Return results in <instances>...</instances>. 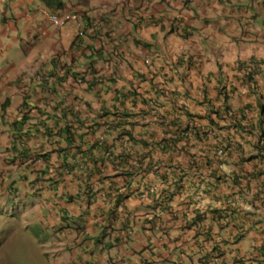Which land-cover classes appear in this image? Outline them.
I'll list each match as a JSON object with an SVG mask.
<instances>
[{
  "label": "crops",
  "instance_id": "obj_1",
  "mask_svg": "<svg viewBox=\"0 0 264 264\" xmlns=\"http://www.w3.org/2000/svg\"><path fill=\"white\" fill-rule=\"evenodd\" d=\"M62 1L0 0V264L263 261L264 0Z\"/></svg>",
  "mask_w": 264,
  "mask_h": 264
},
{
  "label": "clouds",
  "instance_id": "obj_2",
  "mask_svg": "<svg viewBox=\"0 0 264 264\" xmlns=\"http://www.w3.org/2000/svg\"><path fill=\"white\" fill-rule=\"evenodd\" d=\"M42 4L43 2L39 0ZM61 7H52V6H46L44 5V8L41 10L43 15L45 16V19L47 20L49 26L53 27L54 29H63L71 24H74L76 26H79L86 17V12L80 9H76L73 7H66L64 6V3L62 0H59ZM138 10L142 11L143 9H148L153 5V0H139L138 2ZM56 20V23L54 22ZM78 32V31H77ZM82 33H78V36H81ZM145 63H148L146 60ZM80 80V79H79ZM263 107H261V110ZM220 111H224L225 113L228 112L227 106H223L220 110H210L209 113H213L218 118V113ZM189 117L200 120L202 117L199 115H190ZM213 122H210L211 125ZM118 127H124L120 123L117 124ZM216 128H218L216 126ZM248 133V132H247ZM123 135H126V133H122ZM224 147L220 148L219 154H223ZM28 255V254H26Z\"/></svg>",
  "mask_w": 264,
  "mask_h": 264
},
{
  "label": "trees",
  "instance_id": "obj_3",
  "mask_svg": "<svg viewBox=\"0 0 264 264\" xmlns=\"http://www.w3.org/2000/svg\"><path fill=\"white\" fill-rule=\"evenodd\" d=\"M44 5L46 6H52V7H61L60 1L59 0H41ZM234 244V242L232 243ZM212 254L216 253V246L213 247L210 251ZM222 255L220 252L217 253V256ZM208 257V256H206ZM258 264H264V260L261 262H258Z\"/></svg>",
  "mask_w": 264,
  "mask_h": 264
},
{
  "label": "built area",
  "instance_id": "obj_4",
  "mask_svg": "<svg viewBox=\"0 0 264 264\" xmlns=\"http://www.w3.org/2000/svg\"><path fill=\"white\" fill-rule=\"evenodd\" d=\"M54 22L56 23V20H54Z\"/></svg>",
  "mask_w": 264,
  "mask_h": 264
},
{
  "label": "rangeland",
  "instance_id": "obj_5",
  "mask_svg": "<svg viewBox=\"0 0 264 264\" xmlns=\"http://www.w3.org/2000/svg\"><path fill=\"white\" fill-rule=\"evenodd\" d=\"M1 221H2V218H1Z\"/></svg>",
  "mask_w": 264,
  "mask_h": 264
}]
</instances>
